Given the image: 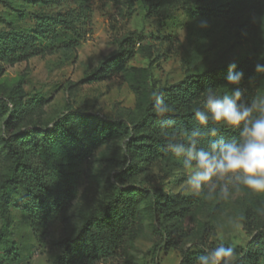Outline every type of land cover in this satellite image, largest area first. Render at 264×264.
Instances as JSON below:
<instances>
[{"label": "rangeland", "instance_id": "rangeland-1", "mask_svg": "<svg viewBox=\"0 0 264 264\" xmlns=\"http://www.w3.org/2000/svg\"><path fill=\"white\" fill-rule=\"evenodd\" d=\"M47 1L54 0H0V36L30 32L34 16L44 13ZM81 1L91 8V27L77 46L14 62L0 60V102L8 103L0 114V189L11 167L3 146L9 132L61 117L92 136L105 121L137 122L154 91L188 73L227 67L245 58L253 71L257 63L264 64V6L236 22L207 16L203 7L208 0H166V7L154 16L139 1L128 8L117 0H68L61 6L52 4L53 11ZM202 21L208 26L201 27ZM120 50L121 55L113 56ZM122 55L124 69L118 70L114 62ZM241 86L252 98L264 95V73L254 71ZM232 87L225 84L221 92ZM145 131L139 125L98 139L78 166L76 197L44 226L32 225L17 206L24 192L19 186L13 202L0 205L5 238L0 255L12 249L19 264H52L61 252L58 241L72 236L85 214L107 205L113 184L136 189L140 196L127 198L125 211L133 215L112 253L96 264H151L161 240L165 241L157 253L159 264H180L183 252L205 253L221 242L238 255L251 235L264 227V193L241 188L228 199L218 191L211 196L206 190L193 194L185 188V172L176 157L149 160L129 150L128 138ZM158 194L176 199L171 211L158 207ZM258 264H264L263 259Z\"/></svg>", "mask_w": 264, "mask_h": 264}, {"label": "trees", "instance_id": "trees-1", "mask_svg": "<svg viewBox=\"0 0 264 264\" xmlns=\"http://www.w3.org/2000/svg\"><path fill=\"white\" fill-rule=\"evenodd\" d=\"M68 0H54L43 3L44 13L34 16L35 26L30 32H8L0 36V60L14 62L31 56L51 53L62 48H72L79 44L90 32L91 8L81 1L66 10L53 11V5L67 4ZM132 8L139 1L148 15H158L166 7V0H117ZM203 7L204 13L212 18L239 21L247 13L264 6V0H208ZM163 7V8H162ZM243 22L241 25H244ZM122 50L113 56L121 55ZM115 59L116 69H124V60ZM237 71L243 72L244 81L254 75L250 61L245 58L238 62ZM228 66L219 69L205 70L200 74L188 73L181 80L159 87L155 92L161 93L173 111L164 117H158L152 107L151 95L147 100L137 122L120 118L111 122L105 121L92 136L82 130L73 128L67 118H58L50 124L24 127L9 132L3 138V146L11 159L10 173L5 176L0 189V205L5 207L13 202V193L19 186L24 187L17 206L27 214L32 225L44 226L47 220L57 213L63 204L74 199L78 192V166L88 157L98 139L113 137L125 129L139 125L146 127L143 134L131 135L126 146L141 157L154 160L163 156H173L165 151L167 135H182L191 132L197 125L192 119L193 109L201 106L203 94L208 87L221 92L227 84ZM240 85V87H242ZM245 98L252 99L247 88ZM8 103L0 102V114ZM13 112V111H12ZM83 117L86 113L76 112ZM11 120V115L9 117ZM5 122L8 128L9 122ZM173 121L169 126L167 121ZM220 135L226 139L238 137L239 130L221 128ZM207 141L204 142L206 145ZM114 194L107 205L96 213L85 214L72 236L58 241L61 252L55 256L52 264H96L111 254L121 239L128 223L125 204L130 196H140L136 189L121 188L119 184L112 186ZM157 205L162 211H171L176 200L165 194H158ZM167 232V231H166ZM3 228L0 229V243L4 240ZM165 240L156 243L151 264H159L158 250ZM12 249L4 250L0 255V264H19L17 254ZM204 254L203 249L183 252L180 264H190ZM264 261V227L253 233L235 256L233 264H258Z\"/></svg>", "mask_w": 264, "mask_h": 264}, {"label": "clouds", "instance_id": "clouds-1", "mask_svg": "<svg viewBox=\"0 0 264 264\" xmlns=\"http://www.w3.org/2000/svg\"><path fill=\"white\" fill-rule=\"evenodd\" d=\"M207 26L206 21L201 22V27ZM236 68L230 63L225 77L234 87L229 92L205 89L201 106L192 112L197 126L182 135L168 134L163 146L179 160L185 188L193 194L206 190L211 196L218 191L221 198L228 199L233 190L241 188L264 193V95L247 100L240 87L244 74ZM254 71L264 73V64L257 63ZM151 101L158 117L173 111L161 93L154 91ZM221 128L238 129V137L226 139L219 134ZM234 260L233 247L221 242L200 255L198 264H233Z\"/></svg>", "mask_w": 264, "mask_h": 264}]
</instances>
